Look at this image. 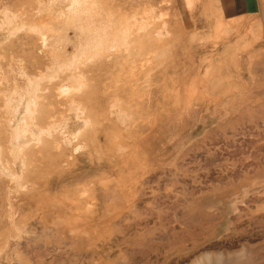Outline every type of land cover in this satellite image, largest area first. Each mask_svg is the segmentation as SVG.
I'll return each mask as SVG.
<instances>
[{"label": "rangeland", "instance_id": "1", "mask_svg": "<svg viewBox=\"0 0 264 264\" xmlns=\"http://www.w3.org/2000/svg\"><path fill=\"white\" fill-rule=\"evenodd\" d=\"M252 1L0 0V264H264Z\"/></svg>", "mask_w": 264, "mask_h": 264}, {"label": "crops", "instance_id": "2", "mask_svg": "<svg viewBox=\"0 0 264 264\" xmlns=\"http://www.w3.org/2000/svg\"><path fill=\"white\" fill-rule=\"evenodd\" d=\"M237 5H241V9H239L240 12L244 11L246 9V6L249 4V5H252L253 4V1L252 0H237ZM243 6L245 7V9L243 8ZM240 7V6H239ZM248 7V6H247ZM247 10V9H246Z\"/></svg>", "mask_w": 264, "mask_h": 264}, {"label": "bare ground", "instance_id": "3", "mask_svg": "<svg viewBox=\"0 0 264 264\" xmlns=\"http://www.w3.org/2000/svg\"><path fill=\"white\" fill-rule=\"evenodd\" d=\"M69 144L67 143V146H68Z\"/></svg>", "mask_w": 264, "mask_h": 264}]
</instances>
